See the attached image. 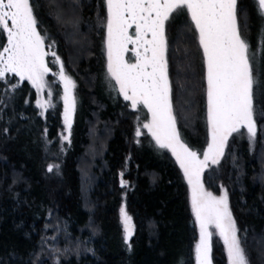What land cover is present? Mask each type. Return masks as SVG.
<instances>
[{
  "label": "trees",
  "instance_id": "16d2710c",
  "mask_svg": "<svg viewBox=\"0 0 264 264\" xmlns=\"http://www.w3.org/2000/svg\"><path fill=\"white\" fill-rule=\"evenodd\" d=\"M44 1L31 0L38 30L55 42L75 81V110L61 147L56 85L40 113L27 81H0V264H194L196 231L179 168L145 132L136 136L142 109L133 111L113 85L100 84V34L93 23L103 22V1ZM237 12L261 82L254 92L257 134L250 141L244 129L233 133L203 179L212 192H227L251 264H264V17L256 0H237ZM165 27L177 129L199 153L207 140L203 67L186 8ZM3 41L0 29V49ZM16 83L18 96H6L3 90ZM50 164L59 167L49 172ZM121 204L133 226L127 242L118 221ZM210 245L212 264H226L219 239L211 237Z\"/></svg>",
  "mask_w": 264,
  "mask_h": 264
},
{
  "label": "snow or ice",
  "instance_id": "6c2138e0",
  "mask_svg": "<svg viewBox=\"0 0 264 264\" xmlns=\"http://www.w3.org/2000/svg\"><path fill=\"white\" fill-rule=\"evenodd\" d=\"M256 2L260 16L264 17V0ZM105 3L107 78L115 81L119 95L130 102L133 111H138L141 105L147 109L150 119L143 128L160 149L171 152L183 170L199 226L196 264H212L210 226L223 241L228 264H251L245 239L239 235L240 229L228 207L227 192L215 196L204 189L200 179L209 163H219L233 133L246 129L250 141L257 134L254 92L261 82L254 75L255 54L250 53V45L242 36L237 0H105ZM183 8L187 9L198 33L206 67L208 143L203 159L182 140L177 129L169 77L165 25L173 13ZM38 23L31 0H0V29L7 37L6 45L0 50V81L7 82L6 74H13L21 82H30L39 96L48 86L45 77L50 69L45 57L53 56V62L59 65L56 75L63 84L65 131L70 135L76 104L75 84L65 74L63 62L54 51L55 42L46 45L47 33L41 34ZM133 26L134 35L129 32ZM129 45L133 47L129 49ZM128 51L133 52L135 62L125 59ZM19 86V83L11 84L5 92H14ZM48 97L50 100L52 91ZM37 106L44 108L45 103L38 99ZM140 135L138 127L136 136ZM62 139L68 140V136ZM58 167L50 164L48 171ZM121 186H125V181H121ZM121 213L127 242L132 235L131 217L123 208Z\"/></svg>",
  "mask_w": 264,
  "mask_h": 264
},
{
  "label": "rangeland",
  "instance_id": "374dc122",
  "mask_svg": "<svg viewBox=\"0 0 264 264\" xmlns=\"http://www.w3.org/2000/svg\"><path fill=\"white\" fill-rule=\"evenodd\" d=\"M102 1H103V7H104V16H103L104 18H103V22H102V24H100L99 22H96V24L93 23V28L94 27L97 28L98 31H99V34H100L99 45H98V56H97L98 57L99 76L101 77L100 84L105 89L110 88V86L113 85V87H115V89H116V91L118 93V96L122 99V103L124 102L125 104H127L130 107V102L129 101H125L123 99V97L121 95H119L118 86L115 85V81L114 80L109 81V79L107 78V67H106L107 66V49H106V38H107V27H106L107 7H106L105 0H102ZM34 2L32 3L33 6L36 5V3L34 4ZM40 2H41V4L42 3L43 4H46L44 0H40ZM44 9H45V14L48 17H51L50 14H52V13L48 10V8H44ZM188 15H189V13H188ZM189 17H190V15H189ZM190 20H191V18H190ZM193 27H194V25H193ZM55 30H57V31L60 30V32H64V31L61 30V28H55ZM194 30H195V27H194ZM129 32L134 35V33H135V27L133 26L132 28H130L129 29ZM195 35H196L197 46H198V49H199V53L201 55L202 67H203V92H202V97H203V102H204V119H205V123H206L207 140H206V144H205L204 148L199 153L197 152L200 155V158L203 159V152L206 149L207 143H208L207 108H206V104H207V97H206V87H207V84H206V67H205V65L203 63V50L199 46L198 33L196 32V30H195ZM47 37H50L49 34H47ZM6 43H7V37H6V34H4V41H3V45H2V47H1L0 50H2L3 46L6 45ZM45 43H46V45L51 44V42L49 41V38L46 39ZM66 43L68 44V46L72 47L67 41H66ZM132 47H133L132 45H129V49H131ZM45 50L47 51V47H46ZM125 59L127 61H129V62H135V56H134L133 52L132 51L126 52L125 53ZM45 60H46V63L48 65L49 69H50V72L45 77V80L47 81L48 86L45 87L44 91L42 93H40L39 96H38L36 89L34 87H32L31 83L28 82L27 80H25V81H27V83L34 90V93H35V105L37 106V100L38 99H40L41 102H44L45 103V107L44 108H41V107H38L37 106V108L39 109V112L40 113H43V111L47 108L48 104L50 103V100H49V97H48V92L51 91V87H52L53 84L56 85V87H57V99H58V102H59V114H60V127H59V130H58V133H57L58 135L57 136H58L59 145L62 147L63 144H66L67 141H68V140H63L62 139V136H68L69 137V133L67 131H65V125H64V102H63V94H64V91H63V84L61 82H59L58 76L56 75V73L59 72V65H57V64H55L53 62L54 61V57L51 56V55H49V56H46L45 57ZM64 69H65V74L67 76H69L73 80V82H75L74 79L72 78V76L67 72V69L65 68V66H64ZM9 76H13L16 81H20L19 80V77H15L13 74H6V77H9ZM10 86L11 85H8V87H10ZM4 91H5V89L3 90V92ZM14 92H15L16 96H18L17 91L15 90ZM14 92H7L6 93V96L11 95V94H14ZM0 95H3V94H0ZM51 105H54V100L51 101ZM139 108H141L142 111H143V113H144V117H143V119L141 120V122L139 124V128H140V130H142L143 132H145L150 137L151 141L156 145L155 141L153 140L152 136L148 133L147 129H144L143 128V124L148 122V120L150 119V115L148 114L147 109L143 108L142 105ZM244 130L247 132L246 129H244ZM43 137L44 138L47 137V130L41 136V142L44 141V139H42ZM46 144L47 143H45V145ZM165 150L169 153L170 157L172 158V160L175 162V164L179 168V171L181 173V176H182V178H183V180L185 182V185H186L188 206H189V210L191 212V215H192V218H193V221H194V226H195V231H196V239H195L194 246H193L194 264H196V259H195V245H196V243L199 240V226L195 222V216H194V214L192 212V208H191V192H190V188H189V185L187 183V180L184 177L183 170L176 163L175 157L171 154V152L169 150H167V149H165ZM45 151H46V149H44V152ZM88 152H89V154L87 153L86 154L87 156L90 155V151L89 150H88ZM84 153L82 155H84V158H86V156H85ZM93 157H95V156H93ZM81 159L83 160V157ZM210 164L211 163H209V165ZM206 169H207V167L203 170V172L201 173V177H200L201 182H202V184L204 186V189L206 191H208V192L213 193V195H215V196L222 195L223 194V191H224L223 189H220V191H217V192H212L210 190V188L206 185V183H205V181L203 179V174H204V171ZM121 208L124 209L123 204H121L120 207L118 208V221H119V224H120V227H121V235H122V238L125 241V234L126 233H125V226H124V223H123V216H122V213H121ZM127 216H128V214H127ZM132 229H133V226H132V222H131V231H132ZM209 232L212 233L211 237H214L215 236L221 242V245H222V248H223V252H224V255H225V258H226V264H228L227 253L225 251V247H224L223 241L221 240V238L217 234L216 229L214 227H211L210 226L209 227Z\"/></svg>",
  "mask_w": 264,
  "mask_h": 264
}]
</instances>
